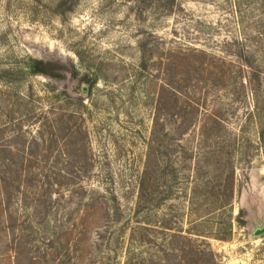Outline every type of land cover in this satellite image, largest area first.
Wrapping results in <instances>:
<instances>
[{"label": "rangeland", "instance_id": "obj_1", "mask_svg": "<svg viewBox=\"0 0 264 264\" xmlns=\"http://www.w3.org/2000/svg\"><path fill=\"white\" fill-rule=\"evenodd\" d=\"M61 1L0 0V264H264V0Z\"/></svg>", "mask_w": 264, "mask_h": 264}, {"label": "trees", "instance_id": "obj_2", "mask_svg": "<svg viewBox=\"0 0 264 264\" xmlns=\"http://www.w3.org/2000/svg\"><path fill=\"white\" fill-rule=\"evenodd\" d=\"M71 0H62L61 3L59 4V8H62L64 5L68 4ZM145 58H143V62H142V65H141V68L142 70H147V66H146V62H145ZM57 65H52L51 63H44L43 61H33L31 66H30V70L32 72L33 75H36V76H43L45 77L46 79H49V80H52V79H56L57 77H59L60 75L56 74L55 73V70H56V67ZM60 68V67H59ZM57 70H60V69H57ZM79 101H80V105H84L83 101L84 99H82L80 96H77V98ZM164 125L163 124H160L159 122V119L156 118V121L154 123V132H153V137L155 139V137L157 138L156 141L158 140V134H159V131L160 129H164L162 128ZM152 156V155H151ZM230 179L232 180V183L234 182L233 180V177H230ZM233 193H234V190H233V187L231 188V196H230V200H232V197H233ZM143 194H144V188L142 189L141 191V196H140V199L143 197ZM225 206L224 205H221L220 207H215L217 208L218 210H220L221 208H224ZM227 214V219H231L232 215L230 213H225ZM200 226V224H199ZM214 236L216 239H218V235H212ZM219 240H226V239H219ZM166 253V251H164ZM167 252L168 254H174L176 251L174 248L172 249H167ZM161 262H164L163 259H161Z\"/></svg>", "mask_w": 264, "mask_h": 264}, {"label": "water", "instance_id": "obj_3", "mask_svg": "<svg viewBox=\"0 0 264 264\" xmlns=\"http://www.w3.org/2000/svg\"><path fill=\"white\" fill-rule=\"evenodd\" d=\"M82 94H83L84 96H87V94H88V92H87V87H83V88H82ZM261 233H264V230H258V231H257V235H259V234H261Z\"/></svg>", "mask_w": 264, "mask_h": 264}]
</instances>
